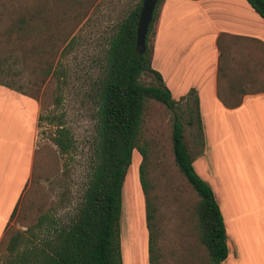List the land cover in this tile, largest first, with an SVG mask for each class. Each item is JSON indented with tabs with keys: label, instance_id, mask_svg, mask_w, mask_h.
Here are the masks:
<instances>
[{
	"label": "trees",
	"instance_id": "trees-1",
	"mask_svg": "<svg viewBox=\"0 0 264 264\" xmlns=\"http://www.w3.org/2000/svg\"><path fill=\"white\" fill-rule=\"evenodd\" d=\"M142 1L138 0L127 9L107 39L105 69L96 110L94 160L78 204L65 219L51 217L49 211L42 212L23 231L14 230L7 234V223L6 241L3 244V239L0 240V264H123L120 248L122 187L134 149L142 157L138 178L145 200L148 264H163L156 196L147 176L150 149L141 139L144 114L150 100L173 110H181V101H185L186 123L192 125L196 122L198 126L201 149L193 154L184 140V122L178 114H174L171 133L174 162L198 196L192 208L193 228L206 250L207 264H222L227 257V237L218 203L210 184L198 175L193 166L194 158L202 152L203 146L198 97L191 89L179 100L173 99L160 72L151 65L152 47L148 45V39L150 33L154 34V22L163 0H158L156 4L145 36V49L139 54L136 23ZM246 1L264 19V0ZM10 2L14 3L12 0ZM100 4L98 0H37L19 11L14 10L13 5L3 36L7 40H14L15 46L23 50L21 57L14 61H38L45 55L47 64L40 70L50 74L57 65H53L52 60L58 54L59 57L64 55L75 44L77 32L90 19V9L93 13ZM6 7L7 0H0V16ZM222 37H229L232 41L241 39L227 34H222ZM247 40L259 42L264 54L262 42ZM24 43L27 45L24 46ZM230 59L234 60L228 47L220 46L217 96L223 105L233 108L240 105L244 93H264V81L249 78L247 85L242 87L232 73ZM5 62L6 58L0 55V84L37 98L23 85L8 80L11 69ZM36 68L32 67V70ZM254 68L245 67L250 72L257 70ZM18 72L13 71V74ZM144 74L153 77L151 83L142 81ZM56 130L52 140L60 153L64 154L72 146L71 136L62 126ZM20 201L21 198L10 219Z\"/></svg>",
	"mask_w": 264,
	"mask_h": 264
},
{
	"label": "rangeland",
	"instance_id": "rangeland-1",
	"mask_svg": "<svg viewBox=\"0 0 264 264\" xmlns=\"http://www.w3.org/2000/svg\"><path fill=\"white\" fill-rule=\"evenodd\" d=\"M12 1L14 3L7 0V7L0 16V55L6 58L5 63L11 69L8 80L23 85L26 91L35 94L37 98L30 97L38 103L39 111L32 175L16 213L8 222L7 234L25 230L42 212L49 211L51 217L59 219L73 213L94 160L96 110L105 69L107 39L127 9L138 0H100L101 4L91 13L89 21L77 32L75 44L64 55L59 57L58 54L52 60L53 65H57L50 74L40 70L46 67L45 55L38 61H14L21 57L23 50L15 46L14 40L3 36L9 13L13 5L14 10L19 11L37 0ZM152 39L153 34L150 33V47ZM32 67L37 68L32 70ZM13 71L19 72L13 74ZM141 79L149 84L153 77L144 74ZM180 107L181 110H173L154 100L148 102L141 135L142 142L150 149L147 176L156 196L163 264H207L206 250L193 228L192 208L198 196L179 172L172 152L174 114H178L184 122V140L190 151L196 154L201 149L196 122L192 125L186 123L185 101H181ZM8 117L11 118L10 113ZM60 126L69 131L72 141V146L64 154L52 140ZM204 147L208 151L204 160L210 171V164L222 174L250 167L245 165V159L250 154L254 156L252 161L261 167L258 145L252 146V152L249 150L248 154L243 143L214 144L211 138ZM141 159L140 153L134 149L122 187L120 248L123 264H148L145 200L138 178ZM6 238L4 233L3 244Z\"/></svg>",
	"mask_w": 264,
	"mask_h": 264
},
{
	"label": "crops",
	"instance_id": "crops-1",
	"mask_svg": "<svg viewBox=\"0 0 264 264\" xmlns=\"http://www.w3.org/2000/svg\"><path fill=\"white\" fill-rule=\"evenodd\" d=\"M222 34L241 39H221ZM247 39L264 44V19L246 0H163L151 46V65L172 98L191 89L198 97L203 146L193 166L210 184L223 217L228 254L222 264H264V93H244L233 108L217 96L220 46L234 58L230 65L239 85L255 77L264 81L261 45ZM38 111L35 99L0 84V240L32 175ZM211 138L214 144L243 143L248 154L258 145L261 167L246 154L250 167L222 174L210 164V171L204 145Z\"/></svg>",
	"mask_w": 264,
	"mask_h": 264
},
{
	"label": "water",
	"instance_id": "water-1",
	"mask_svg": "<svg viewBox=\"0 0 264 264\" xmlns=\"http://www.w3.org/2000/svg\"><path fill=\"white\" fill-rule=\"evenodd\" d=\"M158 0H143L136 23V47L139 54L145 49V36Z\"/></svg>",
	"mask_w": 264,
	"mask_h": 264
}]
</instances>
